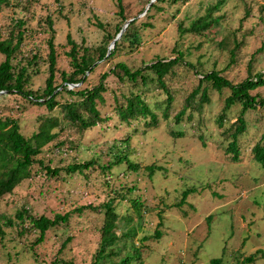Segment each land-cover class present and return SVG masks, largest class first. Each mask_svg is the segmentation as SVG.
I'll return each instance as SVG.
<instances>
[{
	"label": "rangeland",
	"instance_id": "obj_1",
	"mask_svg": "<svg viewBox=\"0 0 264 264\" xmlns=\"http://www.w3.org/2000/svg\"><path fill=\"white\" fill-rule=\"evenodd\" d=\"M218 1H179L171 9L157 12L155 26L143 31L140 47L122 52L111 61H101L83 86L97 85L100 75L120 61L137 68L157 58L173 57L176 43L190 50L187 57L198 70H224L236 37L243 44L236 63L223 74L234 82L242 81L248 76V64L255 52L254 72H264V47L258 51L264 44V0H224L220 9L214 12L223 17L218 25L201 35L180 36V22L188 25ZM14 2L12 7H6L0 13V23L6 34L13 25L12 19L17 17L26 19L28 26L34 28L35 36L28 40L26 53L34 50L43 56L40 72L33 76L29 85L34 91L44 89L49 75L46 60L49 33L40 26L47 14L51 12L55 18L57 84L62 82L61 70H72L71 58L66 55L71 49L67 43L69 33L78 43L95 46L103 43L108 34H114L121 23L117 0H61L63 13L59 12L60 5L55 0ZM145 4L146 0H124L126 14L142 17ZM247 12L249 16H246ZM97 19L106 25L105 30L97 25ZM221 40H224L222 45L219 44ZM4 58L0 52V63ZM187 75L182 82V92L173 105L174 111L182 106V98L198 82L194 70ZM107 84L109 91L104 95L108 104L102 109L110 112L113 93L119 91L120 84L113 74ZM69 87L73 86L70 84ZM212 92V102L206 106L207 122L202 129L197 126V117L194 122L185 124L162 120L134 135L135 152H126L131 159L135 156L142 170L138 175L122 176L114 187H135L133 197L145 203L142 227L134 240L140 247L144 246L141 250L145 249L141 264H210L215 258H222V264H247L244 260L251 255H255V259L250 264H264V167L254 158L251 147L244 149L238 160L225 151L227 141L221 137L222 128L215 118L229 91ZM253 93L264 97V86ZM47 111L45 105L29 102L20 95L0 96V117L19 118L22 132L27 137L38 129L39 116ZM231 119L236 121L237 114L233 113ZM247 119L245 139L251 146L264 134V110L249 111ZM111 129L92 130L82 140L74 128L62 132L38 156L45 164L62 168L61 172L50 175L43 166L36 164L33 177L23 181L0 201V212L14 216L17 210L26 207L34 215L53 217L77 206L99 205L108 200L113 193L100 168L71 174L63 168L72 162L91 159L108 164L114 154L110 147L115 150L118 139L123 136L122 132ZM171 129L183 131L185 135L175 137L170 133ZM60 141L66 143L59 147ZM73 141H76L75 148L71 144ZM150 164H156L153 177H149L150 171L146 169ZM185 189H190L187 201L176 205ZM102 219L100 212L75 213L69 222L51 228L39 244L35 241L40 233L34 229L27 228L21 233L20 226L6 227V236L0 240V264H64L62 261L93 264L100 246ZM68 237L70 241H67ZM129 248L128 244L125 249ZM125 249L123 247L120 255L107 257L103 263L118 261L124 257Z\"/></svg>",
	"mask_w": 264,
	"mask_h": 264
},
{
	"label": "trees",
	"instance_id": "obj_2",
	"mask_svg": "<svg viewBox=\"0 0 264 264\" xmlns=\"http://www.w3.org/2000/svg\"><path fill=\"white\" fill-rule=\"evenodd\" d=\"M146 0L142 9L147 12L142 17H133L126 14L124 0H117L118 16L121 23L117 25L114 34H108L103 43L92 46L78 43L72 34H68L67 43L71 49L66 55L71 58V71L61 70L62 82L57 84L58 53L55 42V18L53 13L47 14L41 25L49 33L47 38L49 75L44 89L32 90L29 85L33 76L40 72V63L43 58L39 51H27V43L30 37L35 36L34 28L28 26L24 18H13V25L6 34L0 23V52L5 58L0 63V96L20 95L27 101L45 105L47 112L39 116L38 129L27 137L21 128L20 119L13 116L0 117V201L8 194L14 192L17 186L34 175V166H43L50 175L59 174L62 168L51 167L45 164L44 159L38 156L44 152V148L55 141L62 132L67 129H75L82 140L90 131L98 128L116 129L123 135L117 144L112 160L108 164H99L97 159L89 161L72 162L63 168L67 173L85 172L89 168H100L107 187L113 193L109 199L99 205L87 204L77 206L66 213H56L53 217L47 215H34L26 207L16 211L14 216L0 212V240L6 236V227L20 226L21 233L27 228L39 232L36 244L46 239L47 232L64 222H69L75 213H84L86 210L100 212L103 215L99 227L101 232L100 246L96 252L93 264H141L144 250L134 241L138 230L142 227L145 203L139 198H134L135 187H114L116 181L128 173L140 174L142 168L137 159L126 152H135L132 139L138 132L148 130V127L160 124L162 120H175V123H189L198 120V127L202 129L207 122V105L212 102V91L229 93L224 97V104L216 115L217 124L222 130L220 135L227 141L225 151L232 154L234 160L240 159L244 149H250L254 158L264 167V134L258 140H254L250 146L245 135L248 133L247 113L251 110H264V97L254 94L253 91L264 86V72H254V60L256 53L248 64V76L240 82H234L224 75V70L230 68L237 61V53L243 44L237 37L234 46L230 50V61L223 70L216 68L210 71H200L195 63L188 59L190 50L181 48L180 43L174 46L173 57L157 58L140 67L132 68L126 62L120 61L109 70L100 75V81L94 86H83L89 79L100 62L111 61L122 52L137 50L141 45L143 31L155 26L154 18L157 12H163L166 8L179 1L186 0ZM224 0L207 7L204 15L191 20L188 25L180 22L178 30L180 36L186 34L201 35L218 25L223 18L214 15L219 10ZM60 5V13H63L61 0H55ZM14 0H0V13L6 7H12ZM141 13V14H142ZM250 13L247 12L246 16ZM122 36L116 41L115 46L109 52V46L119 35L123 27L130 19ZM243 21V19H242ZM97 25L104 30L106 25L97 19ZM224 40L219 42L220 45ZM264 44L258 51H262ZM194 70L198 74L197 84L187 91L182 106L173 110V105L179 92H182V82L188 76V72ZM115 75L120 84L119 91L113 93V107L109 112L103 110L108 104L104 93L109 91L107 84L110 75ZM180 85H176L179 83ZM75 85L69 87V85ZM174 111V112H173ZM237 114V120L232 121L231 115ZM162 115V116H161ZM163 117V118H162ZM118 126V128H116ZM195 126V125H194ZM193 126V127H194ZM196 127V126H195ZM111 129V130H112ZM197 129V128H195ZM175 137L184 136L183 131L170 130ZM75 142L71 144L75 148ZM66 142L60 141L62 146ZM126 148H129L127 150ZM243 148V149H241ZM52 161V160H50ZM155 165L146 166L149 177L155 173ZM190 189L183 191L181 201L175 203L182 205L187 201ZM174 204V205H175ZM28 222V224H27ZM122 224V225H121ZM29 226V227H28ZM158 231V230H157ZM70 237L67 241H70ZM128 244L130 248L126 250ZM125 249L124 257L118 261L104 262L107 257L120 255ZM146 248V247H145ZM117 249V250H116ZM255 255L246 257L245 263L254 261ZM64 264H76L72 261H62ZM210 264H222V258H215Z\"/></svg>",
	"mask_w": 264,
	"mask_h": 264
},
{
	"label": "water",
	"instance_id": "obj_3",
	"mask_svg": "<svg viewBox=\"0 0 264 264\" xmlns=\"http://www.w3.org/2000/svg\"><path fill=\"white\" fill-rule=\"evenodd\" d=\"M155 1H156V0H152L151 3L155 2ZM149 6H150V4L147 5L145 12H143V13L141 14V16L145 15V13L147 12ZM132 20H133V18L130 19L129 22H127V23L125 24V26L123 27V29L121 30V32L119 33V35H118V36L112 41V43H111L110 46H109V52H108V54L111 53V50H112L113 47L115 46L116 41L122 36L123 32L125 31V29L127 28V26L129 25V23H130ZM76 85H78V84H75V85L73 84L72 86H76Z\"/></svg>",
	"mask_w": 264,
	"mask_h": 264
}]
</instances>
